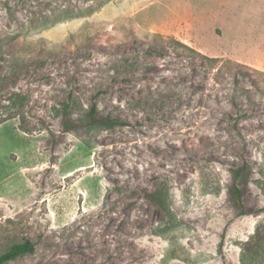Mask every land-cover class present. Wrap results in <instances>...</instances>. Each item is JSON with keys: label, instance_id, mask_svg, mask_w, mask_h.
<instances>
[{"label": "rangeland", "instance_id": "1", "mask_svg": "<svg viewBox=\"0 0 264 264\" xmlns=\"http://www.w3.org/2000/svg\"><path fill=\"white\" fill-rule=\"evenodd\" d=\"M157 33L242 66L169 90L187 57L123 63ZM0 39L28 99L0 123V254L35 245L8 264H264L244 254L264 225V0H0ZM92 99L115 125L89 124Z\"/></svg>", "mask_w": 264, "mask_h": 264}, {"label": "trees", "instance_id": "2", "mask_svg": "<svg viewBox=\"0 0 264 264\" xmlns=\"http://www.w3.org/2000/svg\"><path fill=\"white\" fill-rule=\"evenodd\" d=\"M2 39H0V62H4L6 58L10 57V53L14 52V49H9L5 47ZM147 44V45H144ZM28 48L31 49L30 44H27ZM34 48V47H33ZM32 48V49H33ZM124 54H127L130 58H124V65L130 66L133 63L138 62L137 54L143 53L145 58L150 60L153 56H176V57H187L188 67L186 70H175L169 75V90H174L178 86L187 87L192 92L203 91V82L200 84L195 83L197 77H203L205 82L210 81V76L221 75L223 71L230 69L231 66L239 65L237 62L230 59L221 60L218 57H212L201 53L195 48L183 43L179 39L163 34H154L153 38L148 43L144 42H133L127 46L123 51ZM129 62V63H127ZM153 61L140 63V65L145 66V70H151L153 67ZM6 63V62H5ZM7 65L9 63H6ZM233 69V68H232ZM171 70V69H170ZM144 71L143 73H145ZM241 69L240 71L234 73L231 78L232 82L236 88H240L239 80L240 76L246 77ZM165 76L167 74L165 73ZM20 77V74L13 72L9 75L0 74V123L7 121L9 119L20 117L21 111L27 102V95L19 90H13V87L16 85L17 78ZM115 78V77H113ZM119 80H126V75L121 73L117 74ZM185 88V89H187ZM3 99V96H5ZM133 98V97H132ZM3 100V103L2 101ZM71 97L69 96L65 102L62 103L61 113H62V123L66 129L71 128L72 124L69 122L68 118V108L71 106ZM96 102L92 99L89 110L87 112V118L89 124L99 125L105 127H111L116 124L117 119L114 117H97ZM122 123V122H121ZM236 125V124H235ZM249 165L244 162L238 164L234 169L232 175V183L228 188V198L235 209L239 213H244L246 211V206L244 202V191L245 185L248 182L250 176ZM247 245L245 246V257L248 256L249 260L261 259L260 256L264 257V225H261L256 229L255 234ZM255 239V240H254ZM35 252V245L29 239H23L20 242H15L9 246V248L0 254V264H8L12 261L19 259L27 254H32Z\"/></svg>", "mask_w": 264, "mask_h": 264}, {"label": "crops", "instance_id": "3", "mask_svg": "<svg viewBox=\"0 0 264 264\" xmlns=\"http://www.w3.org/2000/svg\"><path fill=\"white\" fill-rule=\"evenodd\" d=\"M184 8H185V7H184ZM210 12H212V11H211V10H209V13H210ZM209 25H210V26H213V27H214V26H217V25H216L214 22H213V23H211V24H209Z\"/></svg>", "mask_w": 264, "mask_h": 264}]
</instances>
